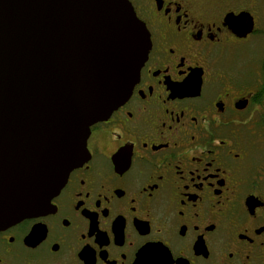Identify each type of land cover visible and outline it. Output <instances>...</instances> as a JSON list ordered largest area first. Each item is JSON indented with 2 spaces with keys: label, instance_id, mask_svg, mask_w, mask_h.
<instances>
[{
  "label": "flooded vegetation",
  "instance_id": "1",
  "mask_svg": "<svg viewBox=\"0 0 264 264\" xmlns=\"http://www.w3.org/2000/svg\"><path fill=\"white\" fill-rule=\"evenodd\" d=\"M129 1L139 78L0 264H264V0Z\"/></svg>",
  "mask_w": 264,
  "mask_h": 264
},
{
  "label": "water",
  "instance_id": "2",
  "mask_svg": "<svg viewBox=\"0 0 264 264\" xmlns=\"http://www.w3.org/2000/svg\"><path fill=\"white\" fill-rule=\"evenodd\" d=\"M150 47L129 0H0V230L45 211Z\"/></svg>",
  "mask_w": 264,
  "mask_h": 264
}]
</instances>
